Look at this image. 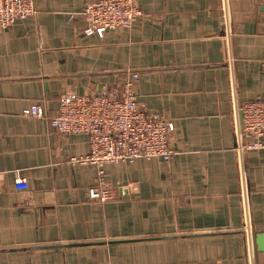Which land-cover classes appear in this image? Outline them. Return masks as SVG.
Returning a JSON list of instances; mask_svg holds the SVG:
<instances>
[{"label":"crops","instance_id":"1","mask_svg":"<svg viewBox=\"0 0 264 264\" xmlns=\"http://www.w3.org/2000/svg\"><path fill=\"white\" fill-rule=\"evenodd\" d=\"M94 1L33 0L0 29V264H264V138L244 150L239 132L241 103L264 99V0H136L132 28L102 37L82 33ZM129 72L173 156L106 165L113 199L90 201L87 137L50 119Z\"/></svg>","mask_w":264,"mask_h":264},{"label":"built area","instance_id":"2","mask_svg":"<svg viewBox=\"0 0 264 264\" xmlns=\"http://www.w3.org/2000/svg\"><path fill=\"white\" fill-rule=\"evenodd\" d=\"M36 13L33 0H0V29ZM84 35H102L108 30H130L141 16L136 0H96L81 12ZM264 74V62L261 64ZM137 74H126L119 92L95 95L64 94L58 100L57 115L50 124L61 135L81 134L87 137L88 154L78 159L95 168L94 184L87 193L90 201L106 203L113 194L106 187L104 167L133 162L137 159L168 161L173 156L170 137L173 124L157 114L138 108L135 95ZM239 132L242 149L263 147L264 99L241 103ZM24 117L43 118L40 106L31 105L22 111ZM17 190L27 188L25 179H17ZM124 194L123 187L119 189Z\"/></svg>","mask_w":264,"mask_h":264}]
</instances>
